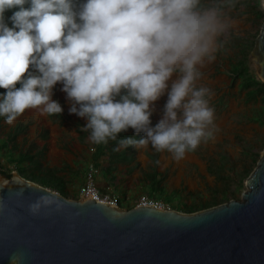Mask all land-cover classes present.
Masks as SVG:
<instances>
[{"label":"clouds","instance_id":"obj_1","mask_svg":"<svg viewBox=\"0 0 264 264\" xmlns=\"http://www.w3.org/2000/svg\"><path fill=\"white\" fill-rule=\"evenodd\" d=\"M234 7L235 0H0V117L12 124L30 109L62 115L52 99L60 83L92 143L132 129L140 139L121 146L150 144L179 161L218 131L214 93L197 82L223 46L232 27L226 9Z\"/></svg>","mask_w":264,"mask_h":264},{"label":"water","instance_id":"obj_2","mask_svg":"<svg viewBox=\"0 0 264 264\" xmlns=\"http://www.w3.org/2000/svg\"><path fill=\"white\" fill-rule=\"evenodd\" d=\"M250 58L264 83V24ZM245 185L240 201L185 214L68 199L0 174V264H264V151Z\"/></svg>","mask_w":264,"mask_h":264},{"label":"rangeland","instance_id":"obj_3","mask_svg":"<svg viewBox=\"0 0 264 264\" xmlns=\"http://www.w3.org/2000/svg\"><path fill=\"white\" fill-rule=\"evenodd\" d=\"M235 5L236 7L228 13L232 27L221 37L223 46L215 53V60L205 62L204 67L200 69L202 77L197 82L198 86H207L214 93L209 103L215 110L214 123L218 128L215 138L202 143L197 150L187 153L179 161L174 160L166 151L157 152L150 144L146 147L135 146V162L130 165L121 164L118 170L114 171L115 178L109 189L103 185L108 179H105L98 170L97 179L102 181L100 189L118 198L124 204V209L134 208L139 197L149 195L142 179L144 172L154 165H157L158 172L165 176L164 186L168 196L173 198L171 202L175 208L173 210L189 214L186 206L210 202L217 195L213 191H219L218 194L221 196L225 189V185L208 171L213 162L221 164L224 161L226 169L232 167L241 173L250 163L249 155H245L244 151L251 150L262 155L264 125L250 122L247 118L251 115L252 106L246 104L245 93L240 92V81L233 83L230 77V64L236 61L237 51L229 47V42L234 36L244 38L261 31L264 21L257 20L255 13L263 9L260 7V0H236ZM250 66L256 72L253 61ZM62 87L60 83L54 86L52 99L63 107L65 120L60 119L55 123L48 115H42L39 109L26 110L12 124L6 121L3 123L0 138L6 139L17 123L23 124L25 132L17 143L36 160L38 156L44 167L43 171L62 179L66 184V192L73 199L77 197L85 181L84 172L94 164L92 157L95 144L90 141L88 132L81 131L86 120L69 114L71 103L66 93L61 90ZM166 100L165 94L155 102V111L151 117L153 126L159 120ZM131 133L136 135L134 131ZM45 135L48 137L44 138ZM122 149L123 147H120V150ZM1 162L6 169H10L2 156ZM105 165H108L107 161ZM233 172L227 170L226 175ZM109 176L111 174L107 175ZM245 191L246 189L242 194ZM242 194L239 195L240 200Z\"/></svg>","mask_w":264,"mask_h":264},{"label":"trees","instance_id":"obj_4","mask_svg":"<svg viewBox=\"0 0 264 264\" xmlns=\"http://www.w3.org/2000/svg\"><path fill=\"white\" fill-rule=\"evenodd\" d=\"M202 2L208 3L209 0H202ZM234 8L226 9L227 13ZM13 11L14 10H9L5 13V22L8 23L9 27L12 25L8 18L12 15ZM255 15L257 20L264 21V9L255 13ZM260 32L261 31L257 32L253 36L244 38L234 36L229 42V47L237 51L236 61L230 64V77L233 83L240 81V92L245 93L244 100L246 104L252 106L251 115L247 117L248 120L250 122L264 125V83L258 78L256 72L253 71L250 66L252 62L250 54L255 46V41ZM225 44L226 43H224V45ZM17 86L19 87V85ZM4 91V89H0V94H3ZM5 121V118L0 117V130ZM132 131V129H129L127 132L120 133L116 140H109L106 144H95L92 162L101 172H104L105 175L112 174V172L116 170V167L114 166L117 164L130 165L135 162V146H123V149L120 150V147H122L120 144L121 140L127 137H133L137 140L140 139V136L134 135L131 133ZM21 132L22 131L19 127L17 129H13L7 140L0 143V156L5 157L7 162L13 166V169H6L0 165V174L11 177L12 173L16 171L24 179L44 188L56 191L68 199H72L66 192V184L63 183L62 179L55 178V175L51 176L48 172L41 170L42 165L39 159L36 160L35 157H32L29 153H21L20 155L15 154L17 147H15L14 144ZM244 154L247 156L249 155L250 163L246 165L241 173L236 172V170L232 167L226 169L224 161L221 164L213 162L209 166V173L224 184L225 189L221 192V196L218 194L219 191H213L217 195H215L210 202L186 206L187 213H196L228 203L232 200H240L239 195H241L246 189V180L257 167L261 157L259 152L253 153L251 150L249 152L244 151ZM103 159L108 162L107 166L105 165V161H102ZM103 162L104 164H102ZM227 170L230 172L234 171V176L231 173L226 175ZM164 180L165 176H162L157 170V165H154L148 172H144L142 183H145V187L150 196L171 203L173 198L168 196V193L165 190ZM73 199H76V197ZM120 205L124 208V204L122 202ZM182 209L185 210L184 207Z\"/></svg>","mask_w":264,"mask_h":264},{"label":"built area","instance_id":"obj_5","mask_svg":"<svg viewBox=\"0 0 264 264\" xmlns=\"http://www.w3.org/2000/svg\"><path fill=\"white\" fill-rule=\"evenodd\" d=\"M97 171L94 165H91L86 175L85 184L79 189L76 200H94L100 203L109 205L120 206L121 201L109 193L101 192L96 183ZM134 207H148L157 210L170 211L173 210L171 203L164 200L156 199L149 195H142L138 198Z\"/></svg>","mask_w":264,"mask_h":264},{"label":"crops","instance_id":"obj_6","mask_svg":"<svg viewBox=\"0 0 264 264\" xmlns=\"http://www.w3.org/2000/svg\"><path fill=\"white\" fill-rule=\"evenodd\" d=\"M49 118H50V120L52 121V122H55V123H57V121H59L60 119H62V120H65L64 119V113H62V115H55V116H48ZM20 128V130L22 131L20 134H19V136H18V138H17V140H16V142H15V147H17L16 148V150H15V154L16 155H20L21 153H27V152H25L24 150L25 149H23L22 148V146L20 145L19 146V144L17 143L18 142V139H19V137L20 136H22V134L25 132V126L23 125V124H20V123H17L16 125H15V128H13V129H17V128ZM12 132V131H11ZM10 132V133H11ZM9 133V134H10ZM9 136V135H8ZM46 137H48V135H45L44 136V138H46ZM8 138V137H7ZM7 138L6 139H3V138H0V143H2L3 141H5V140H7ZM11 147V146H10ZM123 147V146H122ZM32 157H34L33 155H32ZM6 162H7V159L5 158V157H2ZM37 159H39L38 158V156H37ZM7 164L10 166V167H8V168H10V169H13V166L11 165V164H9L8 162H7ZM0 165L2 166V167H4V164L1 162L0 163ZM91 165H94V167H95V169H96V171H97V174H96V183H97V185L99 186V188H100V185L102 184V181L101 180H99V179H97V175H98V173H99V169L95 166V164H91ZM90 165V166H91ZM121 164H117V165H115L114 167H116V170H118V167L120 166ZM90 166H89V168H90ZM89 168H88V170H87V172L89 171ZM41 170H44V167L42 166L41 167ZM99 170V171H98ZM149 171V170H148ZM147 171V172H148ZM87 172H84L86 175H87ZM82 173V172H81ZM85 174H84V176H85ZM101 175L105 178V179H108V180H106L105 181V183H103V185L107 188V189H109V187H110V184L111 183H113V179L115 178V175H114V172H112V174H111V176H109V177H107V175H105L104 174V172H102L101 173ZM85 181H86V176H85ZM85 181H84V183H83V185L85 184ZM108 182H110V183H108ZM82 185V186H83ZM81 186V187H82ZM80 187V188H81ZM144 187H145V185H144ZM111 189V188H110ZM101 190V189H100ZM101 192H102V190H101ZM104 193V192H103ZM69 194V193H68ZM69 196H70V194H69ZM71 197V196H70Z\"/></svg>","mask_w":264,"mask_h":264}]
</instances>
